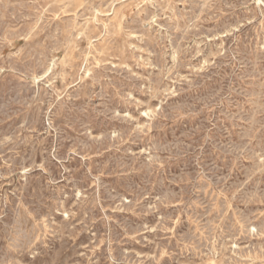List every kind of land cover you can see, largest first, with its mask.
<instances>
[{"label": "rangeland", "instance_id": "374dc122", "mask_svg": "<svg viewBox=\"0 0 264 264\" xmlns=\"http://www.w3.org/2000/svg\"><path fill=\"white\" fill-rule=\"evenodd\" d=\"M0 264H264V0H0Z\"/></svg>", "mask_w": 264, "mask_h": 264}, {"label": "bare ground", "instance_id": "6f19581e", "mask_svg": "<svg viewBox=\"0 0 264 264\" xmlns=\"http://www.w3.org/2000/svg\"><path fill=\"white\" fill-rule=\"evenodd\" d=\"M102 15V14H101ZM175 57V56H174ZM95 62V61H94ZM155 90V89H154ZM262 169V168H261Z\"/></svg>", "mask_w": 264, "mask_h": 264}]
</instances>
